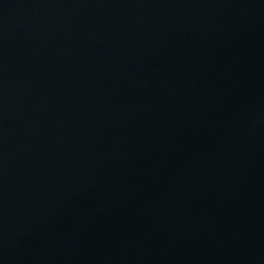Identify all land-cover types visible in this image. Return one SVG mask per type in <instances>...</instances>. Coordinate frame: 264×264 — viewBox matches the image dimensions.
Instances as JSON below:
<instances>
[{"label": "water", "instance_id": "water-1", "mask_svg": "<svg viewBox=\"0 0 264 264\" xmlns=\"http://www.w3.org/2000/svg\"><path fill=\"white\" fill-rule=\"evenodd\" d=\"M0 264H264V0H0Z\"/></svg>", "mask_w": 264, "mask_h": 264}]
</instances>
